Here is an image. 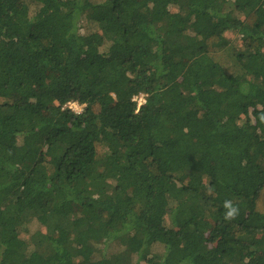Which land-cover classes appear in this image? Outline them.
I'll use <instances>...</instances> for the list:
<instances>
[{
    "label": "trees",
    "instance_id": "trees-1",
    "mask_svg": "<svg viewBox=\"0 0 264 264\" xmlns=\"http://www.w3.org/2000/svg\"><path fill=\"white\" fill-rule=\"evenodd\" d=\"M0 264H264V0H0Z\"/></svg>",
    "mask_w": 264,
    "mask_h": 264
},
{
    "label": "rangeland",
    "instance_id": "rangeland-1",
    "mask_svg": "<svg viewBox=\"0 0 264 264\" xmlns=\"http://www.w3.org/2000/svg\"><path fill=\"white\" fill-rule=\"evenodd\" d=\"M95 1H98V2H101L103 0H95ZM98 27L94 24V23H89V22H86L85 23V27L82 29L81 33L83 35H88V34H91V33H94V32H98ZM127 62L129 63V60H127ZM126 62V63H127ZM127 63V64H128ZM142 97L138 98L139 99V103H140V99ZM141 103H144V102H141ZM84 109V106L83 108ZM20 143V142H19ZM167 222L169 223V218H167ZM22 236H25V237H28V235H22ZM107 251L105 252L106 256H111V255H114V254H117L120 252V246H118V244H112L110 246V248H106ZM154 252L156 253H161L162 252V247L161 246H155L153 248Z\"/></svg>",
    "mask_w": 264,
    "mask_h": 264
},
{
    "label": "clouds",
    "instance_id": "clouds-1",
    "mask_svg": "<svg viewBox=\"0 0 264 264\" xmlns=\"http://www.w3.org/2000/svg\"><path fill=\"white\" fill-rule=\"evenodd\" d=\"M224 207L228 210L225 219H233L238 214V209L232 205L231 201H225Z\"/></svg>",
    "mask_w": 264,
    "mask_h": 264
},
{
    "label": "built area",
    "instance_id": "built-area-1",
    "mask_svg": "<svg viewBox=\"0 0 264 264\" xmlns=\"http://www.w3.org/2000/svg\"><path fill=\"white\" fill-rule=\"evenodd\" d=\"M141 102H145V100L143 98L140 99V105L142 104ZM83 106L79 105L78 103H69L65 106V109H69L71 110L73 113L80 115L83 113L82 109Z\"/></svg>",
    "mask_w": 264,
    "mask_h": 264
}]
</instances>
